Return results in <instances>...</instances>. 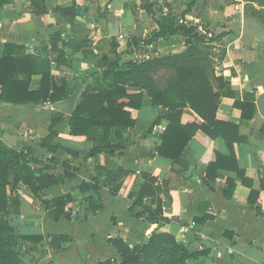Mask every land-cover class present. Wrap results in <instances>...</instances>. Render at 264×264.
<instances>
[{
  "label": "crops",
  "instance_id": "crops-1",
  "mask_svg": "<svg viewBox=\"0 0 264 264\" xmlns=\"http://www.w3.org/2000/svg\"><path fill=\"white\" fill-rule=\"evenodd\" d=\"M172 1L174 11L180 13L186 0ZM102 2L108 3L110 10L102 7L99 11L95 1L87 16H78L73 22H60L62 16L52 8L58 6L53 0L39 15L30 0H8L0 7V57L5 43L25 45L27 52L43 57L49 54L52 73L67 78L74 90L55 142L81 153L77 158L63 148L53 153L40 146L57 112L49 104L0 102V139L11 147L32 148L43 166L52 165L56 174L65 178L40 196L24 184L10 190L22 203L21 212L11 216L12 225L18 235L37 238L20 240L18 249L26 254L29 264H106L120 257L109 242L111 238L122 237L133 247L146 242L153 232H167L190 252L201 253L192 264H264V24L247 15L244 3L232 0H197L187 15L188 24L199 25L200 30L208 25L216 34L225 32L215 42L212 82L221 93L216 118L238 127L241 140L232 148L225 138L198 130L181 162L174 163L159 154L152 156L162 143L168 120L162 119L151 128L167 111L154 105L152 97L142 90L141 107L131 109L136 124L110 131L113 144L120 142L117 131L129 144L112 154L90 155L93 147L101 144L103 130L98 128L90 136L72 135L70 120L83 90L102 82L100 75L108 68L106 59L117 60V68L123 70L129 60L138 59L140 51L159 55L185 46L183 33L145 44L144 36L158 28L154 18L144 22L147 12L139 7L138 19L133 8L126 7L131 0ZM103 20L108 33L103 32ZM111 22L119 23L116 36L110 34ZM148 23L154 25L152 30ZM57 32L62 33L64 41L59 43L60 51H50V38ZM133 38L139 39L138 49L135 44L128 45ZM69 40L71 45H66ZM39 80V75L34 77V87ZM202 120L190 108L181 116L183 124ZM218 154L233 158V163L223 159L222 165L237 163L244 176L240 177L235 168L220 166L210 183L206 182L207 169ZM111 172L114 175L109 176ZM144 172L157 178L155 193L136 203L145 183ZM229 180L235 182L232 196L225 193ZM83 183L93 187L81 190ZM69 193L73 196L68 204L71 217L55 220L43 201ZM90 198L99 209L88 208ZM54 235H67L69 239L51 244Z\"/></svg>",
  "mask_w": 264,
  "mask_h": 264
},
{
  "label": "trees",
  "instance_id": "trees-1",
  "mask_svg": "<svg viewBox=\"0 0 264 264\" xmlns=\"http://www.w3.org/2000/svg\"><path fill=\"white\" fill-rule=\"evenodd\" d=\"M8 0H0L3 7ZM197 0H186L180 20L173 11L163 12L157 18V11L151 0H142L141 9L154 17L158 24L157 30L149 39L143 40L145 44H152L161 38L183 33L185 46L182 50L168 54L150 55L144 59H131L126 69H118V61H107L108 68L101 73L102 82L87 86L81 93L80 100L75 107L70 120V133L72 135L90 136L96 129L103 130L101 144L95 145L90 155L100 153L112 154L122 150L129 144L118 131L116 135L120 142L113 144L110 141L112 128L133 127L136 124L131 109H139L143 98L142 90H146L152 97L153 103L166 109V113L158 117L151 129L161 122L168 120L166 129L161 134L162 143L155 147L152 156L159 154L174 161L181 162L184 150L198 130L204 131L211 137H223L232 148L234 143L241 140L238 136V127L234 124L220 121L216 118V111L220 104L221 93L212 82L215 72L214 46L224 33L216 34L206 26L203 30L199 25L188 24L187 15L192 13ZM36 14H43L47 8L40 10L32 7ZM54 11L73 22L79 13V7L74 3L69 6L58 5ZM260 11V10H259ZM261 13V12H258ZM252 17L264 21L252 15ZM264 17V16H263ZM64 41L61 32L50 38V51H60L59 43ZM70 41V40H69ZM66 45H71V42ZM139 39L133 38L129 46L138 45ZM116 50L117 45L113 44ZM76 48V47H75ZM161 70L173 72V78L166 86H161L155 79V74ZM39 75L37 87L33 86V79ZM217 80H222L217 77ZM129 88H139V92H130ZM67 78L52 73L49 54L43 57L27 52V47L21 44L5 43L0 57V102L12 104H52L67 102L74 95ZM128 99V102L122 101ZM243 107L242 103H238ZM190 108L203 120L199 123L183 124L181 116L185 109ZM253 108V105H252ZM67 106L52 115L49 133L41 139L40 146L50 152L56 153L60 148L79 158L80 152L72 151L62 144L55 142L59 135L58 125L64 121ZM254 110V109H253ZM254 112V111H253ZM251 115V114H250ZM249 115V116H250ZM89 155V154H88ZM86 156L83 155V159ZM223 159L234 162L233 158L218 154L215 162L207 169L206 182L210 183L213 173L220 168H235L240 177L244 171L236 165H222ZM55 160V159H53ZM43 161L35 156L30 147L16 148L8 146L0 139V264H29L26 254L18 249L20 240H36L31 236L18 235L11 223V216L21 212V200L10 192L20 184L28 186L36 196L46 189L63 182L65 178L56 174L55 168L50 164L42 165ZM99 169V167H98ZM101 169V168H100ZM112 173V172H111ZM114 175L109 174V176ZM145 183L142 186L136 203H142L144 198L155 193L157 178L152 174L142 173ZM67 177L70 175L67 173ZM97 181V179H93ZM92 184L83 183L81 190L90 189ZM98 191V187L94 186ZM235 190L234 180H229L225 193L232 196ZM256 195H258L256 193ZM73 201L72 194H65L43 201L45 209L55 220L63 217L70 218L72 210L68 204ZM89 209H99L94 206L92 198L87 199ZM73 215L75 213L73 212ZM69 239L67 235H54L51 244ZM119 254V259H110L106 264H192L201 253H192L176 237L167 232H153L146 242L130 246L122 237L109 240Z\"/></svg>",
  "mask_w": 264,
  "mask_h": 264
},
{
  "label": "rangeland",
  "instance_id": "rangeland-1",
  "mask_svg": "<svg viewBox=\"0 0 264 264\" xmlns=\"http://www.w3.org/2000/svg\"><path fill=\"white\" fill-rule=\"evenodd\" d=\"M51 1V0H30L31 2V6L34 8H39L40 10H43L45 8H47V3ZM97 1L98 2V6H99V11L100 8L105 7V10H110V8L107 6L108 3L103 4L102 0H53V2H55L54 4H58L62 3V4H72L74 3L77 7H79V17H83V16H87L88 12L91 10V8L94 7L93 2ZM152 1V0H151ZM181 1V0H178ZM59 2V3H58ZM153 8L157 11V15L160 16V10H162L163 12H169L170 10L173 11L174 13L177 14L179 20H180V14L183 11L184 7L181 9L180 13H177L174 11V2L172 0H153ZM232 2L234 3H244L245 6V10L247 15H254L255 17L262 19L264 21V0H232ZM142 4V0H131V5L126 7H132L133 8V13L136 17H138L139 19V5ZM103 5V6H102ZM57 5H55L52 8H55ZM144 10V9H143ZM260 10V11H259ZM146 11V10H145ZM147 12V11H146ZM261 12V13H258ZM106 16V15H105ZM146 17H144V22H151V19H153L154 17L150 16L148 13L147 15H145ZM61 18V19H60ZM60 22H64V20H67L64 17H60ZM64 18V19H63ZM188 18V17H187ZM105 19H108V17H106ZM189 20V18L187 19V21ZM154 24V23H153ZM103 25H104V29L103 32L104 33H108L107 27H106V23L103 20ZM148 26L150 27V24L148 23ZM203 27H205V25H202ZM154 25H151V30L153 29ZM207 28H209L208 25H206ZM157 29L151 31L149 34H146L144 36V39L147 40L150 38V36L156 31ZM80 31V30H78ZM81 34H85L84 31H80ZM134 47L136 49H138V45H134ZM141 54L138 53V59H144L146 58L148 55H150L149 51H140ZM154 55V54H151ZM215 62V61H214ZM216 63V62H215ZM174 74L171 71H167V70H161L159 73L155 74V79L157 80V82L161 85V86H166L168 81H170L173 78ZM44 106V105H43Z\"/></svg>",
  "mask_w": 264,
  "mask_h": 264
},
{
  "label": "water",
  "instance_id": "water-1",
  "mask_svg": "<svg viewBox=\"0 0 264 264\" xmlns=\"http://www.w3.org/2000/svg\"><path fill=\"white\" fill-rule=\"evenodd\" d=\"M120 33V26H119V23H115V22H111L110 23V34L112 36H116ZM70 103V101H67V102H63V103H60V104H57L54 106V108L58 111H61L63 110L68 104Z\"/></svg>",
  "mask_w": 264,
  "mask_h": 264
},
{
  "label": "built area",
  "instance_id": "built-area-1",
  "mask_svg": "<svg viewBox=\"0 0 264 264\" xmlns=\"http://www.w3.org/2000/svg\"><path fill=\"white\" fill-rule=\"evenodd\" d=\"M49 105L51 106V108L54 110L55 108H54V106L52 105V104H50L49 103ZM24 136H27L28 137V135H26L25 133H24ZM75 213V212H74Z\"/></svg>",
  "mask_w": 264,
  "mask_h": 264
}]
</instances>
